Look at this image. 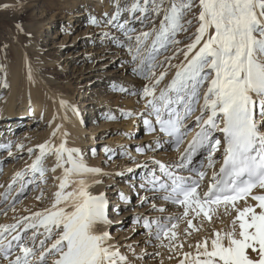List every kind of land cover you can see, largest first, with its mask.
Masks as SVG:
<instances>
[{
	"label": "snow or ice",
	"instance_id": "6c2138e0",
	"mask_svg": "<svg viewBox=\"0 0 264 264\" xmlns=\"http://www.w3.org/2000/svg\"><path fill=\"white\" fill-rule=\"evenodd\" d=\"M196 8L198 12H194ZM122 12L130 18L117 24L125 37L117 43L127 48L134 63L138 61L133 72L149 81L139 93L145 107L151 109L149 115L155 116V124L144 121L149 132L164 134L179 150L187 133L193 127L198 129L175 165L154 161L167 181L153 172L147 184L141 185L153 193L141 198L142 205L160 198L155 193L162 191L163 200L183 209L179 215L164 218L166 222L138 217L136 222L142 220L148 232L146 242L158 241V247L181 256L178 264H264V0H132L124 8L117 3L107 23L118 21ZM137 22L147 30L138 31L134 27ZM91 23L98 21L92 17ZM193 27L195 32L189 34ZM16 28L23 32L21 24ZM180 33H185V40L190 42L178 39ZM26 35L31 37L32 33ZM170 48H174L172 55L159 61L158 57ZM181 54L184 59L173 65L171 61ZM165 65L177 70L157 95L167 70L157 74L156 69ZM60 104L67 106L66 101ZM58 132L61 139L56 144ZM66 136L58 125L50 139L35 146L39 154L30 171L43 180L48 171L45 158L54 155L56 164L51 171L62 169V175L54 177L59 181L58 190L50 207L16 224L0 225V257L6 264H133L120 246L111 242L110 232L101 230L111 223L109 200L104 192L93 194L90 188L101 183L96 177L104 174L102 169L89 167L81 149L67 147ZM0 147L13 155L11 145ZM201 149L207 151L206 167L211 169H215L216 153L222 150L219 170H213L202 192L198 189L207 175L204 162L199 169L190 167ZM34 151L27 149L29 155ZM185 169L196 178L176 171ZM23 175L16 173V177ZM42 197L43 192L36 199ZM121 199L127 198L121 194ZM151 207L166 211L157 209L155 203ZM225 217L229 218L228 226L216 227V222L223 223ZM181 221L185 224L182 231L178 230ZM29 230L31 236L27 235ZM39 236L43 239L37 246ZM127 247L136 256L132 245ZM14 248L18 254L13 257Z\"/></svg>",
	"mask_w": 264,
	"mask_h": 264
},
{
	"label": "rangeland",
	"instance_id": "374dc122",
	"mask_svg": "<svg viewBox=\"0 0 264 264\" xmlns=\"http://www.w3.org/2000/svg\"><path fill=\"white\" fill-rule=\"evenodd\" d=\"M131 2L132 0H0V54L2 58H4V60L0 62V77L2 74L4 75L6 70L7 59L14 61L17 58L14 50L17 47H20L23 51L30 52L29 55L26 56L29 65H32V63L37 60L44 61L45 65H47L45 69L47 72L54 76H58L61 81L67 80L61 83V85L69 87L70 90L68 94L70 98H74L76 102L80 100L78 90L75 91L76 84L82 85L85 82L82 81L81 72L79 71H81L82 68V71L89 70L91 74L93 73L96 77L90 79V87H92V89L96 87L100 97L98 98V103L99 101L100 103H96L97 105H94L93 109V111H97L96 114L100 117L96 125L100 126L103 123H110V125L106 127V130H103V127L98 129L96 137H94L93 147H88L93 149L90 153L91 158L87 160L84 155L83 158L86 163L92 160V166L100 169H110V173L118 171L125 172L123 170H127L129 166L131 168L134 162L145 164L148 162L146 161L148 158H154L156 156L161 158V151L164 149H169L168 152H175V155L178 151L176 146H174L172 150L169 147L170 141L166 139V136H162L157 131L152 138L146 141L145 144H142L144 146V152L138 156L136 155L138 153L132 151L137 145L135 139L144 135L141 130L142 122L133 126L134 131L132 137L126 138V135L122 133L124 123L126 122L124 115H127L129 112L128 108L137 109L140 108L139 106H142L143 111L148 113L151 111V109L145 107V100L141 99L139 95L143 86L148 84L149 81L144 80L140 75L133 72L138 61L134 63L127 48L120 47L117 43V41H125V37L117 27V24L123 23L125 19H129V15L127 12H122L118 21L113 22V24L107 23V20L116 11L117 3L120 4L121 8H124L129 6ZM4 5H9L10 7L5 8L3 7ZM18 5H22V7H12ZM198 11V8L194 9V12ZM106 13L107 15H105ZM189 15L188 18H192V14ZM92 17L96 18L98 24L94 25L91 23ZM17 24L22 25L23 32L16 28ZM134 27H136L138 31L147 30L142 29L138 22L134 24ZM29 32L34 34V36H27L26 34ZM192 32H195L194 27L190 29L189 34ZM185 35V33H180L177 38L183 40L184 43L187 44L190 41L185 40ZM32 43L34 45L38 44L33 48L35 52L37 51L40 53L37 58L35 57L34 50L31 49ZM5 45H7V47H5ZM178 47H183V45H179ZM173 51L174 48H170L169 51L163 52L158 57V60L164 61L165 57L171 56ZM183 59V55L181 54L176 56L171 63L173 65H178ZM165 69L167 70V75L164 80L166 81V78L172 76L177 69L175 67L169 68L165 65L164 68H157L156 72L159 74L160 71H164ZM72 70L75 71V74H73ZM73 75L76 76L73 77ZM67 76H70V78L67 79ZM97 78H100V81L96 82L95 80ZM101 78L103 80H101ZM92 81L94 83H92ZM163 81L159 85L157 93L162 86L163 88L165 87V81ZM6 82L2 83L0 81V104L4 102V99L10 93V87L8 85L6 88L3 87ZM137 84L141 86H137ZM136 86L138 87V91L135 88ZM121 89L125 90L122 91ZM87 90H89V88L86 89V91ZM134 92L138 94L134 95ZM87 95L92 94L87 93ZM94 96L96 97L97 94L94 93ZM108 97L113 100L117 99L118 105L114 104V108L119 106L124 108L125 106V109H123L125 111L117 113V110L113 109L109 113L110 116H105L106 111H108V107L105 105ZM99 105L102 108L99 109ZM112 112L113 114L111 115ZM91 118L89 119L90 122L92 121ZM188 123L191 125L192 121L189 120ZM23 129H25V126L13 129L12 134L11 132L8 133V137L4 141L7 142L10 136L12 142L10 143L13 153L12 156L8 155L7 148L0 147V225L16 224L17 221L22 220L23 217L31 216L33 212L50 207L54 200L53 194L58 190V183L56 180L53 181L52 177H44V184L41 188V182H37L38 173L34 176L36 178L35 181L31 179L32 172L28 167L32 164L33 155L38 152V149H35L33 155H29L26 151V144L23 145V149H18L16 147V136H18ZM111 129L113 130L111 131ZM192 129H194V127ZM190 133V131L187 133L186 139L190 137ZM35 139L37 138L33 140ZM110 140H113L112 142H114V144L108 146ZM157 140H160V142L155 144ZM78 141L79 149H81L82 152L86 144L83 138H80ZM106 148L111 149V151L106 153ZM145 153H151V156L145 158ZM206 153L207 151L202 150V159L199 160L200 165L201 162L204 161L203 157L208 155ZM174 158H176V156ZM46 159L44 164H47L48 168L53 160L50 158ZM14 165H16V168L18 166V171L21 170L20 172L22 173L24 172L23 168L27 169L26 171L28 174H24L23 178L14 177L12 180L5 183V180L10 179L9 176H6L5 171L9 170L8 168ZM131 176L133 175L128 174V177ZM136 176H141L140 171L136 172ZM14 179L15 183H13ZM105 179L106 177L103 178V181H105ZM29 181L32 182L29 183ZM10 184L12 185V189L9 191L8 186ZM44 186H49V188ZM41 192H43V197L39 200L36 199L37 196H40ZM5 193H7V199L4 198ZM135 199H137V197ZM108 200L109 202L112 201V205L110 203L108 208L109 213V209L111 210L113 207L114 200L112 197ZM32 206H35L37 209L32 210ZM128 209H130L131 214L126 219H123L122 223H116L117 230L115 227L112 226L111 228L110 226V230L117 233L112 239L115 241V244L117 243V245L120 246V251L127 255L129 260L133 261V264H160L161 261H163V264H178L179 259L182 258L181 256L171 253L163 247H158V241L153 240L152 243L146 242L148 240L147 229L143 227L142 220L140 223L136 222L138 217H143L142 212L135 215V213H133L136 211L135 208L130 206ZM117 211L123 212L120 209H117ZM162 221L165 222V220H161V222ZM183 224V221H181L178 230H180ZM153 229H155V224H153ZM40 230L39 231L42 233L43 229L41 228ZM29 234L30 230L27 235L29 236ZM195 235L194 233V237ZM39 238L40 236L37 239V246L39 244ZM190 240L192 241L194 239L190 238ZM128 245H132L136 250V256H133L132 251L127 247ZM154 247L156 249H154ZM185 248H187V246H185ZM145 252L149 255H142V259H137L138 255L141 253L144 254ZM156 252H159L160 255H155ZM15 253L18 254V250L14 248L13 255ZM169 256L173 258L169 259ZM0 262L1 264L5 262L2 260V257H0Z\"/></svg>",
	"mask_w": 264,
	"mask_h": 264
},
{
	"label": "bare ground",
	"instance_id": "6f19581e",
	"mask_svg": "<svg viewBox=\"0 0 264 264\" xmlns=\"http://www.w3.org/2000/svg\"><path fill=\"white\" fill-rule=\"evenodd\" d=\"M32 35L34 36V34ZM37 45L38 44L34 45L32 43L31 49H33ZM14 50H15V54L17 55V58L14 61L7 59V63H6L7 67L4 72L5 76L2 74V76L0 77V81L2 83L7 81L6 84L10 87V93L4 99V102L0 104V145H10V143H12L10 136L8 138V141L4 142L6 138L8 137L7 136L8 133L11 132L12 134L13 129L25 126V129L21 130L20 134L16 136V139H17L16 145L26 144V151L30 147L36 149L35 148L36 145L43 143L44 141L50 139L52 131L59 125L61 126V130L67 133V136H66L67 147L79 148L78 140H80V138H83L84 143L86 144L87 148L85 147L84 150H82V155L86 156L85 158L87 160L91 158L90 153L92 152L93 149H90L88 147L89 146H91V148L93 147L94 137H96V133L98 129L103 127L104 128L103 130H106V127L110 125V123L109 124L103 123L100 126L96 125V123L99 122L100 117L98 116V114H96L97 111H93V109H94V105H97L100 103V101L98 103V98L100 97L98 95L99 94L98 89L96 87L95 88L93 87V89L92 87H90L91 85L90 79L96 76H94L93 73L91 74L89 70L82 71V68H81V71L78 70L79 72H81L80 75L82 76V81H85V82L82 85L76 84L75 91L78 90V94L80 97V100L76 102V100L74 98H70L68 94L70 90L69 87L61 85V83L66 82L67 80L61 81L58 76H54L50 74L49 72H47L45 70L47 65H45L44 61L37 60L34 63H32V65H29L26 59V56L29 55L30 52L23 51L20 47H17ZM34 53H35L36 58L40 54L37 51L35 52V50H34ZM2 60H4V58H2L1 56L0 62ZM29 66L31 67L32 79H29ZM72 71H73V74H75V71L74 70ZM174 74L170 76L169 78H166L167 79L166 81L164 80L165 86L173 78ZM74 76L76 75H73V77ZM68 78H70V76H67V79ZM102 78L101 80H103ZM93 81L92 83H94ZM95 81L96 82L100 81V78H97ZM133 83H134V80H133ZM139 83H140V80H139ZM139 85L140 84H137V86ZM137 86L135 87L136 90L138 88ZM3 87L6 88L5 86ZM88 88L89 90L86 91V89ZM87 93L92 94V95H87ZM94 93L97 94L96 97L94 96ZM158 94L159 92L157 93V95ZM61 101H66L67 106L61 107V104H60ZM117 103H118L117 99L113 100V99H109L108 97L107 102L105 104L108 107V111H106V115L105 114L104 115L110 116L109 113L113 109L117 110V113H120L121 111H125L123 110L125 109V106L124 108L121 106L114 108L113 107L114 104L116 105ZM73 107L76 109V111H73ZM139 107L140 108H137V109L128 108V111L132 113L131 115L132 117L128 115H124V119L126 120V122L124 123L123 129H122L123 132L121 131L124 135H126V138L127 137L130 138L133 136V131H134L133 126L135 124H140V122H142L141 130L144 135L137 137L135 139V142L137 145L135 149L132 151V152L138 153L136 154L138 156L142 152H144V150L142 152H139L138 149H144V146L142 144H145L146 141L152 138L153 135H155L156 133V132H153V133L149 132L148 126L144 123L145 119H148V120H151L153 124H155V116L149 115L148 112L143 111L142 106H139ZM100 108L102 107H100L99 105V109ZM112 114L113 112L111 113V115ZM196 114H198V112ZM90 118L92 119L91 122L89 121ZM86 124H89V125H86ZM156 127L158 128L159 126L156 125ZM112 130L113 129H111V131ZM197 130L198 129L194 128L190 131L191 132L190 137H188L186 141L182 145H180L178 151L176 150L177 151L176 155H175V152H172V151L168 152L169 149H164L161 151L162 152L161 158L159 156H156L154 158H148L149 156H151V153L149 154L145 153L144 154L145 158L150 159V160L148 159L146 160L148 161L147 163L143 164L141 162H134L133 163L134 166L132 165L131 168L129 166L127 167V170H123L125 172L118 171L115 173H110V169H102V172L104 174L96 177V179H99L101 183L93 184L92 187L90 188V191L93 194L104 192L108 199L112 197L114 201H113V207L111 208V210L109 209V213H108L111 223L107 226H103L101 230L109 231L111 237L116 236L117 233H114V231L110 230V226L111 228L112 226L115 227V229L117 230L118 228L116 226V223H122L123 219H126L131 214L130 209H128V207L130 206L136 209V211L133 212L135 213V215H137V213L139 214V212H142L143 217H147L152 221H155L157 219H159L160 221L165 220L164 218L166 217L176 216L182 213L183 209L181 207L162 199V196L164 195L162 191H158L155 193V196L160 197V198L151 201L149 204L145 203L142 205L141 198L144 197L145 195L151 196L153 195V193L146 192L145 189L141 187V185L147 184V181L152 178L153 172L161 181H167V177L164 175V173L160 171L159 166L152 161H159L166 165H175V163H177L180 160V155L183 152L184 148L186 147L187 142L192 139L191 136H193L195 134V131ZM160 134L165 137L164 134L162 133ZM216 135L219 136L220 134L217 133ZM34 138H37V139L33 140ZM60 139H61V136H60V133L58 132L57 137L54 138V143L59 144ZM166 139L170 141V144H169L170 146L169 145L168 146L173 150V147L176 145L172 142V140L169 137L166 136ZM112 141L113 140H110V142L108 143L109 144L108 146L114 144V142ZM157 141L160 142V140H157ZM155 144H158V143L156 142ZM202 150L204 149H201L198 152V154L193 157L192 164L190 165V167L197 168V169L201 167L199 160L202 159V156H201ZM38 154L39 152H37L35 155L32 154L34 157L31 162H33V160L35 159V156ZM175 156L176 158H174ZM206 157L207 156L203 157V160H204L203 162L205 165L204 170H206L207 175L205 176L204 180L201 181V187L200 189H198V191H201V192L206 190L207 184L210 182L213 170L215 171L219 170V167L222 163V150L221 152H217L215 155V160L217 161L215 164V169L206 167L207 165ZM46 158L52 159L53 162L48 168H47V164H44L45 168L48 169V171H46L45 173V177L47 178L52 177V180L54 181L56 180L54 179V177L62 175V169L57 168L55 172H52L51 168L55 166L56 158L54 155H50V156L48 155L46 156ZM46 158H45V161L47 160ZM86 164L89 167H95V166H92V160H90ZM8 169L9 170L5 172H6V176H9L10 179L5 180V183L12 180L14 177H16V173L21 171V170L18 171L19 168L18 166L16 168V165L11 166ZM23 169H24L23 173L28 174V172L26 171L27 169L25 168ZM137 171H140L141 176H138V177L136 176ZM176 171L178 172V174L183 175L185 177L192 176L193 178H196L195 173H190L186 169L183 171H180V170H176ZM35 174L32 173V178H31L34 181L36 180V178L34 177ZM128 174H131L133 176L128 177ZM104 177H106L105 181H103ZM39 181L41 182V185H40V188H41L44 182L43 180L40 179L39 176H37V182ZM56 181L59 184V181L58 180ZM168 182L170 183V181ZM44 187L49 188V186H44ZM121 194H123L124 197H126L127 199L126 200L121 199ZM135 196L137 197V199H135L136 198ZM110 203L112 205V201L109 202V206H110ZM152 203H155L157 205V209L160 207H163L166 209V211L160 212L158 210H153L151 207ZM36 209L37 208L35 206H32V210H36ZM117 209H120L123 212L122 213L118 212ZM195 222L198 223L199 221H195ZM228 223H229V218L225 217L223 220V223H220L219 221H217L215 226L216 227H227ZM205 226L207 227L208 225H205ZM184 227L185 225L183 224L180 228V231H182ZM31 233H32V230H30L29 236H31ZM203 234L204 233H201L200 235H203ZM40 239H43V236H40L39 240ZM111 242L115 244V241L113 239ZM192 242L194 243V240H192ZM154 249L156 248L154 247ZM184 250L187 251L188 249L184 248ZM15 255L16 253L13 255V257ZM142 255L143 253L138 255V257Z\"/></svg>",
	"mask_w": 264,
	"mask_h": 264
}]
</instances>
